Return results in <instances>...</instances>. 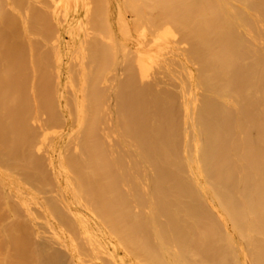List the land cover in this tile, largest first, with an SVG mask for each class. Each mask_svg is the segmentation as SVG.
Wrapping results in <instances>:
<instances>
[{
    "label": "bare ground",
    "instance_id": "bare-ground-1",
    "mask_svg": "<svg viewBox=\"0 0 264 264\" xmlns=\"http://www.w3.org/2000/svg\"><path fill=\"white\" fill-rule=\"evenodd\" d=\"M8 1L0 0V206L7 209L11 217H18L20 212L14 210L13 206L22 207V210L28 212L29 220L35 225L36 217L31 212L30 204H37L51 229V238L44 241H50L51 245L55 244L62 251L65 250L69 264H127L129 257L132 256L136 259V264H264V0H152L154 6L155 4L163 6H161L163 11L158 21L164 22L162 20L167 19L165 23L168 24L169 21L170 25L162 23V28L160 23L161 30L165 29L164 25L167 27L160 32L158 26L159 31L155 33L153 47H143L141 50L139 48L138 56L136 55L138 59L136 62L139 63L137 68L139 74L144 77L148 76L151 68L165 62L167 58H165L164 50L170 48L169 39L172 37L175 38L174 40L186 44L187 54L182 53L178 46L173 47L171 58H178L182 76H172L176 84H173L172 87H169L171 85L167 86L169 92L170 90L172 92L171 88L174 85L173 89H177L178 94L174 90L175 95L174 91L172 95L174 97L178 95L176 100L182 108L183 128L182 134H177L175 127H170L164 110H161L163 103L155 97L151 104L144 103L141 107V110L154 108V113L151 112V116L145 114L142 117L138 130L128 131L132 134L133 140L130 135H126L129 137L128 140L131 139L134 142H126L125 133H123L124 135L117 133L118 141L114 140L111 135L116 133L111 134L112 130L110 131L105 125L103 130L101 129L103 126L102 117L105 116V113L103 112V116L100 117L101 112L98 104L101 102L98 103L95 98L92 99L91 93L88 94V100L91 98L89 101L98 103L97 106L96 103H91V106H95L96 110L93 107L88 109L87 102L79 93H74L71 99L67 97L69 95H66L65 99L67 100L63 105L66 113L60 108L62 122L60 121V114L55 106L56 99L54 101L53 98L56 94L53 96L50 94V91L53 94L52 91L57 93L59 89L56 82L59 77L56 80L57 70H54L56 76L55 72L54 76L51 74L55 80L46 74V67L41 72H45V77L38 78L40 74L39 71L36 72L39 79L36 78V81H39L38 84L34 81L35 76L33 78V76L27 75L31 71L29 66L32 61L26 59L24 65L19 56L20 53L18 54L15 48H13L15 52L8 48L6 52L9 58L6 57V52L3 49H6L11 43L5 44L7 42L5 39L8 38L4 37L3 39L1 35L2 33L6 34V31L5 34L3 32L4 28L10 29V27H5L7 24L10 26L12 22L18 20L32 52L31 45H34L36 40L33 39V41L31 38V23L35 22L33 17L38 16L36 18L38 20L41 15L46 13L41 9L39 3V6L36 4L40 7L37 13V8L33 4L36 0H28V3L25 1L27 5L24 3L25 10H23L24 4L22 5L23 9L19 5V10L21 8L23 11H19L15 7L18 10L17 18L14 16V11L13 15L10 14L11 10L8 8H6L8 11H5L4 8L7 7V4L9 5ZM61 3H64V0ZM32 4L35 16L31 15L33 14V12L31 13ZM158 5L155 8L159 9ZM3 9L5 12H9L7 17L14 16L12 19H8L9 21L6 19L7 24L5 25V16L3 15L7 13L2 15ZM61 12L64 13L65 20L67 16L64 11ZM158 12L160 13L159 10ZM56 18L58 17L56 16ZM121 20L119 19V21ZM62 22L61 20L58 24ZM177 34L180 36V41L176 39ZM31 40L33 43L30 44ZM53 43H51V48H53ZM55 48H53L55 49L53 55L57 56L56 50L58 49ZM8 51L12 53L9 54ZM78 53L80 52L78 51ZM11 54H13L12 58ZM32 54L35 56L34 59L36 56L38 60L40 59V56L38 57V54L41 55L39 49L36 55L34 52ZM75 55L77 54L74 53ZM44 56L43 54L40 61ZM55 56L53 57L55 58ZM14 57L17 59L14 61L15 65H12ZM71 58L75 60L70 57L71 61ZM78 60V63H82L80 57ZM44 61L43 63L46 65ZM37 62L38 66L39 61ZM70 62L69 65L74 64V61ZM26 63H30L29 66ZM87 63L85 64L86 68L90 70ZM19 65L25 66H22L25 68L21 69L23 71L30 70L27 74H23L19 67V76L23 74L24 77L19 78L16 74L18 76L15 75L16 79L12 73L17 70L15 68H18ZM44 65L42 64L41 67L44 68ZM14 66L16 67L14 68ZM79 66L76 68L79 69ZM71 68L73 69V67ZM82 69L80 68L81 72L84 71ZM78 71L75 69L72 72L71 70V73L68 74L73 75ZM151 71L153 70L151 69ZM26 75L30 78L25 77ZM13 78L17 82H14ZM23 78L29 79L30 84L33 83L32 88L29 87L31 91L40 85V80L44 82L49 79V82L55 81L54 84L58 85L55 88V85L48 83V86L52 84L54 90H51V87L50 90L45 88L46 91H42V95L39 94L40 92L33 91V100L38 101V108L42 109L43 107V110H49L52 108L51 101H54L56 119H59V123H63L62 130L50 131L55 126L60 127L57 120L54 123L55 116L47 115L46 110L44 114L49 117L44 119V116H39L37 109L35 114L32 111L33 122L38 126V130H41H39L38 136L35 133V137H39L38 139L41 141V146H37L39 144L31 141L32 136L30 138L29 134H25L27 128V132L30 130L28 122L31 117L28 118L29 113H19L18 102L14 105L17 98L12 96L13 92L17 91L18 96L19 83H27L25 79L23 81ZM31 78L34 82L30 80ZM50 78L53 81H50ZM70 79L73 80L71 77ZM75 80L73 81L76 84L78 81L75 82ZM82 81L80 78L81 83ZM16 83L19 86L14 87L16 91L12 90V92L9 86L12 87L13 84L15 86ZM44 83L47 85L46 82ZM44 83H41V86L47 87ZM84 83L82 87L83 91L87 89L86 94L84 92L87 95L89 89L92 90L94 82H86L89 89L84 87ZM163 83L164 86L167 85V83ZM73 84L72 86H75ZM35 86L36 88H34ZM41 86L37 89L43 88ZM76 87L79 88L77 84ZM76 87H73L76 92L82 90V87L80 90H77ZM29 88L26 94L31 93ZM69 88L72 89L68 86ZM37 89L36 91H38ZM47 89L50 95H48ZM64 89L67 88L64 86ZM117 89L113 94L115 97L118 95ZM9 90L11 94L8 92ZM69 90L67 91L69 92ZM34 92L36 96H39L38 98ZM60 93L57 94L59 100L62 97ZM44 95H47L44 98L45 101L40 98ZM25 96H23L24 99ZM18 97L22 98L21 95ZM29 97H31L30 94L27 102L24 99L21 100L22 102L20 101L24 103L22 106L27 108L28 102L29 104L31 102ZM117 97L119 100L116 99L120 102L119 95ZM47 98L48 101L51 100V104L48 102L49 109L47 107L44 109L43 105L47 103ZM68 99L71 103L68 102ZM105 101L102 104L104 106ZM120 104H116L119 107L117 115H120L118 112L126 111L123 102L121 105L123 111L120 109ZM31 105L37 106V104ZM116 105L113 107L117 108ZM97 107H99L98 110ZM30 109L34 110L33 107ZM43 110L40 112L42 113ZM106 110H108L107 104ZM106 110L101 111L106 112ZM96 111L100 113L101 119L98 122L102 126L99 131L104 132L103 136L101 135L103 139L100 138L101 136L99 137L100 132L98 134L95 127L99 126L97 123L99 117ZM25 115H28L29 121L26 118L28 122L25 120ZM95 115L98 117L97 119ZM111 116L108 113L105 121L110 123ZM50 117H53V122L49 119ZM107 117H110V121ZM117 117L120 116H115V120ZM122 118H118L117 121L120 122L119 119L122 120ZM44 120L54 123V127H49L51 122L50 124L47 121L44 123ZM43 127L45 129L42 130ZM104 129H107V132ZM105 137L107 140L110 137L109 140H114L113 143L117 141L116 146L119 144L126 156L122 157V151H118L120 149H117L111 140L106 142ZM47 139L48 141H46ZM100 139L105 140V144ZM35 140L39 143V140ZM36 153H41L40 156L44 154L45 157L44 155L41 157L48 161L46 162L47 166L49 165L48 168L52 171L50 174H53L55 180L53 181L56 182L54 187L57 197L50 193L51 197L49 196L47 199L46 196L49 195L50 188L45 197H40L37 196V192H32L25 186L28 183L26 179L29 176L26 174H30V167L27 161L19 160L31 159V156ZM126 157L127 159H125ZM10 159L19 162L17 166L13 165L19 167L21 173H26H23L24 177L22 175L21 178L17 177L19 174L8 170L7 167H9L10 161L12 162ZM2 161H6L8 164L3 162L5 163L3 165ZM13 165L11 168L14 167ZM11 170L16 172V168ZM17 171L20 173V170ZM31 179L33 178L31 177ZM41 181L43 180L41 179ZM53 181L51 184H54ZM37 182L35 183L37 184ZM48 186L47 184L46 187ZM38 187L42 188V186ZM52 190L53 188H51ZM13 202L16 205H12ZM33 233V236L43 238V233L40 230L35 229ZM17 234L16 228L0 224V264L64 263L60 256L49 253V243L48 247H34L32 244L34 242H32L34 248L30 249V246H25L20 242ZM81 238L82 242H80ZM37 242L34 243L35 246ZM110 245L113 247L111 248ZM118 245L123 247H121L123 253L120 256L128 258L127 263L125 258V260L120 258L121 260L117 261L120 251H118ZM54 246L51 247L53 250ZM21 247L24 248H22L23 252H20ZM26 248L28 251L25 250ZM104 255L108 257H106L107 262H103Z\"/></svg>",
    "mask_w": 264,
    "mask_h": 264
},
{
    "label": "rangeland",
    "instance_id": "rangeland-1",
    "mask_svg": "<svg viewBox=\"0 0 264 264\" xmlns=\"http://www.w3.org/2000/svg\"><path fill=\"white\" fill-rule=\"evenodd\" d=\"M23 1H21V0H9L8 1L9 5L7 4L6 5L7 7H5L4 9H5V11L11 10L12 12L10 11V14H12V15H13V11H14V16H16L18 18V14L17 13H18V10H19V5L22 8V5L25 3V1L28 3V0H23ZM38 1L36 0L33 3L34 7L36 6V8H37V13L39 11L38 8L40 9V7H41V9H43L46 14L41 15L43 17H41L39 15L40 17L38 18V20H36V18L38 17L37 15H36L37 17H33V19L35 18V20H34L35 22L31 23V28H32L31 38H32V40L33 39H36V40L34 42V45H31V48H32V52H34L35 55L37 54V51L39 49V51L41 52V55L38 54V57L40 56V59L43 56V54L46 56V57L44 56L43 60H41L42 62L40 61V59L39 60L37 59V56L35 58L36 60L34 59L35 56L32 54V52H31V50L29 48L30 45H28V43H27L24 31L21 28L19 21L17 20V22L14 21L12 23L10 21L11 24H10V26H8L7 20L8 19H12L14 16H11V18H9L10 16L7 17L9 12H5L4 9L2 10V15L4 13H7V14L3 15V16L6 17V18L4 17V19H5L4 22H6V23H4V25L7 24V26H5V27H10V29H9L10 31L7 30L8 28H6V29L4 28V30L3 29L2 30H3L4 34H5V31H6V34L3 35V33H2L1 35H2L3 39H4V37L8 38V39H5V41L7 40V42H5V44L8 43V45H9V43H11V45H13V46L10 45L8 47H7V45H5V47H7V48L3 49V50H5V52H6L7 49L9 48V50H11L12 52H15V51H13V48H15L17 50L18 54L20 53L19 56L21 57L22 63H24V65H25L26 59L28 61H32L31 62L32 64L29 63L30 66H29L28 63H26V64H28L29 68L31 69L30 72L28 71L30 69H26V71L21 70V69H25L24 68L25 66L22 65V66H24L22 68V66L19 65L18 68H15L16 66H14V68L17 69V70H14V68L12 67L15 72L12 70V68H10L11 71H13V73L11 72L12 75H14V77L17 79V77L19 76L18 69H19V67H21L20 70H21V72L23 71L22 72L23 74L24 73L27 74L29 72L27 75H30V77L33 76V78L35 76L34 81H36L38 71H39V74H40V75L38 74L39 75L38 78L45 77V72H43V73H41V72L46 67V70H47L46 74H48V76H51V74L54 76L53 73L56 70H57V73H58L57 76H56V72H55L56 80H57V77L59 76L58 80L56 81L59 86L54 84L56 82L53 81V79L55 78L53 76H51V77H53L52 80L50 78V81H53V83L49 82V79H48V81H44V82L47 83V85L43 82V80H42V82L40 80V85H38L37 88H39L41 86V83H44L45 86H47V87L41 86V87L44 88V90H42L43 88L37 89L36 86H35L34 88H36L38 91H36V89L31 91L30 88H32V84L33 83L30 84L29 79H27L28 80L27 81L25 78H23V81L25 79L27 83H21L22 86L19 83L21 80L18 82L20 86L17 83H16L17 85L15 84V86H14V84H13L12 87L9 86V89L11 91L12 90L16 91L15 89L19 86V89L17 88V90L20 91L18 93V96L21 95L22 98L20 99L17 96V91H16V93L12 91L13 94H14L12 96H15V98H17V100L15 101L14 105H16L17 104L16 102H18V106H19L18 108L20 109V110H18V112L20 111L19 113H22V112H24L26 114L29 113L28 114L29 117H28V115H25L26 116L25 120H26L27 117L28 118L31 117L30 118V122H28L29 121L28 118H27L28 121L26 120L29 123L28 124L26 122L30 126L29 127L30 130L28 131L29 132L28 133L27 132L28 128H27L25 134L26 133L29 134L30 136L29 135L28 136L30 138L32 136V139H31V141L33 140L32 142H35V143L39 144V145L36 144L37 146H41V143H40L41 141L38 139L39 137L38 138L35 137L36 134L38 136V133H40L39 132L40 129L38 130V126L36 125L35 122H33V117H32L33 116V112L35 114L36 109H37L38 114H40L39 116H44L45 117V118L43 117L44 119L49 117L47 115L55 116L56 113L54 114V112H55L54 111L55 110L54 101L56 99V101H55V103H56L55 106L57 108L56 110H57L58 114H60V116L59 115L58 116H59V118H61L60 121L62 122V116H61L60 110L63 109L64 112L66 113V109L63 106L65 104V101L67 100V99H65L66 95H69L70 97L69 96H67V97L69 99H71V97L73 96L74 93H79L80 96H83V98L85 99V102H87L86 106H87L88 109H89V107H93L94 110H96L95 106H91V103H93V102L89 101V100H91V98H89V100H88V97H89L88 94L89 93L92 94V95L90 94L92 99L95 98L98 103L101 102L100 104L95 102L96 106L98 104V106L100 107V110H99L101 112L100 117L103 116V112L105 113L104 114L105 116L102 117V119H103V124L102 125L103 126L101 125L102 126L101 127L99 125V122H98L101 119L99 117L100 113L98 111H96V114H98V117H99V120H97V123H98L99 126H95L96 129L98 130V134L100 132L99 131L100 127L103 130V127L105 125V127L109 128L110 131L112 130L110 132L111 134L112 133H116V134H113V135L110 134L111 138L113 136L114 140L117 139V141H118V138H116V136L118 135L117 133H119V134L125 133V135L123 134L124 137H126V135H128V136L130 135V138L133 140L132 134H130L128 131L138 130L139 125H140L139 122L142 119V117L145 114L147 116H151V112L154 113V108L141 110V107H142V105L144 103H147L148 105L151 104L155 97L160 99L161 102L163 103V105L161 106V110L162 109L164 110V113H165L166 118H167V123L170 125V127H175L177 134H182V128H183V112H182V108L180 107L178 101L176 100V97L178 95H176L175 97L172 95V92L175 90V89H173V88H175L174 87L175 85L173 86V88H171L172 92H171V90L169 92V87H172L173 84H176V82H175V80L173 79L172 76H182V72H181L182 68L179 66L178 58H173V59L171 58L172 57V53H173V47L178 46V49L182 53L187 54V51H185V49L187 48L186 44L184 42L181 43V42H178L177 40H174L175 39L174 37H172L173 38V40H172V38L170 37L171 38V39H169L170 40V48H165V50L167 49L166 51H168V50L169 51L171 50V51L170 52L168 51L169 52L168 53V52H166L164 50V52L166 53L165 58H167V60L165 62H161L160 65H158L156 67H153L154 69L151 68L153 70V71H151V69H150L151 74H150V71H149L148 76H144V77L139 74V72H138L139 69L137 68V66L139 65V63L137 64V62H138L137 61L138 60L137 56H138L139 48L141 50V49H143V47L144 48L153 47L154 36H155L156 32L158 33V31H159L158 29H160V23L162 25V23H165L166 20H167V19L162 20L164 22H161V20L158 21L159 16L161 15V13L163 11L162 4H160V5L157 4L160 7L162 6L161 9H160V7H158L159 9H157V7L155 8V6H157V5L155 4V6H154L153 5L154 1H152V0L151 1H148V0H84V2H83V0H77V1L76 0H64V3H61L63 0H38ZM85 1H86V3H85ZM12 2H13V4H12ZM38 3L41 5L40 7H38L39 6ZM25 4L23 5L24 6L23 7L24 9L22 8L23 10H25V8H26L27 4L26 5ZM33 4L31 5V8H32ZM55 4H57V6H55ZM12 5H13V7H12ZM63 6H64V8H63ZM10 7H11V9H10ZM44 7H46V8L44 9ZM88 7H89V10L87 11ZM6 8H8V10H6ZM12 8H14L15 10L12 9ZM21 8H20L19 11L22 10ZM36 8H35V10H36ZM54 9H55V11H53ZM158 10L160 11V13L158 12ZM50 11H51V14H50ZM61 11H64L65 14H66L65 16H67L65 18V20H64V13H62ZM32 12H33V14H31V15L35 16L34 8L31 9V13ZM52 12H54L53 13L54 16L52 15ZM15 13H16V15H15ZM85 13H87L86 14L87 17L85 15ZM56 16L60 19V21L62 20L64 22V23L62 22L63 25H61L62 23L58 24L60 21H59L58 18H56ZM33 19H31V20L33 21ZM119 19H122V20L119 21ZM32 24H33V27L35 28V30L32 27ZM165 24H167V23H165ZM168 24L170 25L169 21H168ZM167 25H164L165 29H166ZM79 26H81V27H79ZM158 26H159V28H158ZM2 27H4V26H2ZM168 27L170 28V26H168ZM162 28H163V25H162ZM165 29H163V30H165ZM78 30H79V32H78ZM163 30L160 29V32L163 31ZM33 33H35V34H33ZM57 33H58V36H57ZM33 37H35V38H33ZM55 37H56V40L58 41L57 43H56ZM83 37H84V39L82 40ZM176 39H178L180 41V36L178 34L176 35ZM8 41H10V42H8ZM33 41L30 42V44L33 43ZM173 41H176L177 43H175ZM81 42H82V44H80ZM51 43H53V46H52L53 48L57 47V49H58V50H56L57 51V56H55L56 54L53 55V53L55 52L56 48L55 49L51 48V45H52ZM54 44H55V46H54ZM81 45H83V46H81ZM36 47H37V49H36ZM75 47H78V49H75ZM70 48H72V49H70ZM121 48H122V50H121ZM183 48H184V50H183ZM51 49H53V50H51ZM27 50L28 51L30 50V51L28 52ZM41 50H43V51H41ZM78 51L80 53H78ZM12 52H10V53H12ZM8 53H9V51H8ZM71 53H72V56H71ZM74 53L77 54V55L74 56ZM5 54L7 55L6 57L9 58V55L7 54V52ZM13 54L10 55L11 58L13 57ZM30 54H31V56H30ZM51 54L53 56H55V58ZM32 55H33V57H32ZM76 56H78L77 59H75ZM16 57H18V56H16ZM70 57H73L75 60H73L71 58L72 59V61H71ZM79 57H80V62H82V63H78L77 62V61H79L78 60ZM16 59L17 58L14 57L12 62L14 63V61ZM44 60H46V61H44ZM53 60H54V63H53ZM37 61H39V65L38 66L36 65L38 63ZM43 61L45 62L46 65H44ZM56 61H57V63H56ZM73 61H74V64L73 65L72 64L69 65V62L73 63ZM75 62H77V63H75ZM86 62L89 63V64L87 63V67L91 68L90 70L88 68H86V65H85ZM13 63H11V64L15 65V63L14 64ZM8 64H9V62H8ZM42 64L44 65V68L41 67ZM78 64H80L82 66H79ZM63 66H65V67L62 68ZM69 66H70V68H69ZM78 66H79V69H77ZM71 67H73L74 70L76 69V70H79V71H80V68L81 69L83 68L82 71L83 70L84 71L83 72H81V71L79 72L78 71L77 72L78 75H76L77 73L73 74V75L72 74H68V73H71V70H72V72L74 71ZM195 67H196V65H195ZM35 68H36V70H35ZM69 70H70V72H69ZM32 71H33V74H32ZM85 73H87V74H86L85 78L83 79V76L85 75ZM23 74L20 75L19 78L20 77L21 78L24 77ZM80 74H81V76H80ZM27 75L25 77H27ZM70 75H72V76H70ZM78 76H79V78H78ZM70 77L73 80H75V77L78 79V80L76 79L75 82L78 81L76 84L79 86V88L76 87V84L74 83L73 80L70 79ZM33 78L30 79L32 82H34L32 80ZM38 78H37V80H39ZM80 78L83 80L82 83L80 82ZM89 78H91L92 80L89 79ZM16 79L13 78V81L17 82ZM43 79L45 80L46 78H43ZM102 79H103V81H102ZM89 81L90 82L91 81L94 82V85L92 83V85L94 86V87L93 86L91 87L92 90L88 88L89 87L88 84L86 86V82L88 83ZM36 82L39 84V81H36ZM163 82L167 83V85L165 84V86H164ZM48 83H52L53 85H55V88H57V86L59 88L57 90V93H56V91H55V93H54V91H52L53 92V94H52L51 91H50V94L52 96L54 94H56V96H57V94L60 93V90H61L60 94L62 95V97L59 100L58 96H57V98H55L56 96L54 95V97H53L54 101H51L50 99L48 101L49 97L46 99L47 103L44 102L45 103V105H43L44 109H45V107H47L49 109L50 105L48 104V102H50V101L53 104L52 105L51 102H50L51 107L54 108L53 110H52V108H50L49 109L50 111L46 109L47 110V112H46L47 115H46V114H44L46 110H43V107H42V109H41V107L38 108L39 104L37 103L38 102L37 100L40 101V99H37L36 100L37 102H35L33 100V91H35L36 93L40 92L39 94L42 95L41 92L42 91H46L45 88L49 89L51 87V90H54L52 88V84H50V86H48L49 85ZM73 83L75 84V86H72ZM83 83H84V87L89 89L87 95H85L86 92H87V89L86 90L84 89L85 91H83V87H82ZM66 84H67V86H66ZM169 85H171V86H169ZM64 86L67 89L63 90ZM68 86L72 87V89H74L76 87L77 90L78 89L80 90V87H82V90H80V92H78V91L76 92L75 89L72 90L71 88H69L70 89L69 90ZM167 86H169V87H167ZM14 87H16V88H14ZM163 87L166 88V89L168 88V90L167 91H166V89L163 90L162 89ZM22 88L25 91H21V90H23ZM28 88H29V91L32 94L31 93L26 94ZM117 88H120V89L118 90ZM48 89H47V93L50 90V89L49 90ZM116 89L118 90V95H119V98L121 100L120 102L118 101L119 100L118 97H117L118 95H116V97L113 95V94H115L114 92H116ZM10 90L8 92H10ZM67 90H69V92ZM119 91H120V94H119ZM175 91L178 94L177 89ZM175 91L173 93L174 95H175ZM23 92H24V95H22ZM35 92H34V95H35ZM84 92H85V94H84ZM45 93H43V94H45ZM66 93H69V94H66ZM81 93L84 94V95H82ZM10 94H11V92H10ZM25 94H26V96H25ZM29 94L31 96V97H29V99H30V101L32 103L30 102V104H29V102H28V104H27L26 102H27ZM50 94L48 93V95H50ZM23 96H25V99H24ZM36 97L38 98L39 96H36ZM45 97H47V95H44V96H42L40 98L44 99ZM106 97H109V98H106ZM105 98H106V101H105ZM23 99L26 100L25 103L27 104V108H29V105H30V108L33 107L34 110H31L29 108L31 110L30 112L33 111L31 114L29 112V109L26 108V106L25 107H24V105L22 106V104H24V103H21L22 102L21 100H23ZM69 99H68V102L70 101ZM44 101H45V99H44ZM104 101H105V106L102 105V104H104ZM33 102H35V103H33ZM122 102H123V106L125 107L126 111L121 106ZM69 103H71V101ZM95 103H93V104H95ZM31 104H37V106H35V105L32 106ZM40 104L42 105V103H40ZM47 104H48V106H46ZM106 104H107V109L109 110V112H108V110H106ZM116 104L117 105L120 104V106H121L120 109H122V111L124 110L123 113L122 112H118L120 115H117V111H118L117 109H119V107ZM113 105H116L117 108L116 107L114 108ZM103 106H104V108H103ZM108 106H109V108H108ZM99 107H97V110H98ZM16 109H17V107H16ZM39 109L43 110V112L41 113L40 112L41 110L39 111ZM51 110L53 111L52 113H51ZM101 110H106V112L105 111H101ZM107 112L112 115L111 116L112 124H110L111 122L110 123L106 122L107 120L105 121L106 116H108ZM121 113H122V115H121ZM115 116H120L121 118L123 116V118H122V120L119 119L120 122H118L117 119L120 118V117H117L116 120H115ZM98 117L95 115L96 119ZM52 118L53 117H50L49 119L52 121ZM107 118H109V121H110V117H107ZM124 118H126V119H124ZM54 119H53L54 123H55L56 120H57V122L59 120V119H56V116L54 117ZM31 120L34 123V125L31 122ZM45 121H47V120H44V123H45ZM51 121H47L48 124H50ZM47 122H46V126H47ZM52 122H51L50 126L48 125L49 127H52V126L54 127L55 124L53 123L54 124L53 125ZM57 122H56V124H57ZM100 123H102V122H100ZM116 123H117V126H116ZM27 124H26V126H28ZM60 124L61 123H59V126L62 127V128L55 126L53 129H50V131L62 130L63 129V123L61 125ZM113 124H114V126H113ZM46 126L44 125V127H46ZM110 126L111 127L113 126V127L111 128ZM44 127L41 128V129L42 130L45 129ZM116 127H119V128L117 129ZM120 129L123 130V131L121 132ZM104 130H106V132H107V129H104ZM116 130H118V131H116ZM31 132H34L33 133L34 135L30 134ZM103 133L100 132L99 137ZM102 136L100 137L101 139H103ZM128 136L125 138L126 142L132 141L131 139L128 140V138H129ZM34 137H35V139L39 140V143L35 139H33ZM109 138L107 140L106 137H105L106 142L107 141L109 142L111 140V139L109 140ZM105 140H101L102 143H104ZM114 140H111L112 144L115 143L114 144L115 147L117 149H120L118 151H120V152L122 151L121 152L122 153V155H121L122 157L126 156V155L123 154L125 152L123 151L122 147L119 144H118L119 147L116 146V144L118 142L115 141L113 143ZM46 141H48V139ZM132 142H134V141H132ZM35 143H34V145H35ZM43 147L45 148V145H43ZM44 148H43V150H44ZM40 154L41 153L33 154L31 156V159L28 158V159H23V160L20 159L19 160V161H24V160L27 161V163H28V165L30 167V174L29 173L26 174L24 172L21 173V169L19 167H16L19 162H17L14 159H10V160H12V162L10 161L9 167H7V168H8V170L12 171V173H16V174L20 175V176L17 175V177L21 178V175L24 177L25 176L24 174L28 175L29 176L28 179L30 178L29 179L30 181L28 179H26V177H25V179L28 181V183H26V185H25V183H22V185L24 184L25 186H27L28 190H30L32 192H35V193L37 192L38 193L37 196L45 197L46 196L45 194H48V191H49L48 189L50 188L49 195L46 196L47 199H49V196L51 197V195H53L54 197L56 196L55 195L56 194V188L54 187V186H56V184H55L56 182H54L55 180H54L53 174H50V173H52V171H51L50 168H48L49 165L47 166V164H48V163H46V162H48L47 159L44 158V160H43V158H42L43 156L42 155H44V154L41 155L42 157L40 156ZM44 157H45V155H44ZM125 159H127V157ZM14 161H16L17 163L16 162L13 163ZM3 162H6V161H2V163ZM4 164L5 163H3V165ZM7 164H8V162H6V165ZM13 164L16 165V166H14ZM12 165L14 166V167H12L13 169L16 168V172L14 170H11L12 169L11 168ZM17 170H20V173ZM16 174H14V175H16ZM51 175H52L53 179H52ZM31 177L33 179H31ZM41 179L43 181H41ZM119 179H121V178L119 177ZM34 181L35 182L38 181L39 183H42V184L39 185V183L37 182V184H38L37 185ZM52 181L54 182V184H51ZM47 184L49 186L51 185L52 187H49V186L46 187ZM36 186L37 187L38 186H42V188L41 187L40 188L38 187V188L43 190V192H40L41 190L38 191L39 189ZM51 188H53L54 191L53 190L51 191ZM50 193H51V195H50ZM14 202H13L12 205H16V204H14ZM30 208H31V212L34 213L35 217H36L35 225H34V223H32L29 220V218L27 216L28 212H25L24 210H22L23 209L22 207L20 208V207H17V206H13V209L14 210L15 209L18 210L17 212L20 211L18 213V217H16V216L11 217L9 215L7 209H5L4 207L0 206V224L3 223L5 225H9V226H12L13 228H16V231L18 233L17 236L19 237L20 242L22 244H25V246H28V247L30 246V249L34 248V247H39V246H43V247L44 246L45 247L49 246L48 247L49 248L48 251H49V253L51 252L50 254L53 253L54 255L60 256L63 259V262H64L63 264H69V258H68V255L66 254L65 250L62 251L55 244L54 245L56 247L54 245H51V243H49L50 241L49 242H45V241H48V239L51 238L50 237L51 236V233H50L51 229H50V226H49V224L47 223V221L45 219V216L42 213L41 208L37 204H34V203L30 204ZM54 222L56 223V221H54ZM35 229H38V230H40L43 233L42 234L43 238L40 239L39 237L33 236L34 235L33 231ZM46 237H48V238H46ZM34 239H35V241H34ZM37 240H38V242H37ZM32 242H34V243L37 242V245L35 246V244L32 243ZM42 242H45V243L43 244ZM80 242H82V238H81ZM31 243L33 244L34 247H32ZM48 243L50 245H48ZM111 245H110V247L112 248L113 246H111ZM53 246H54V250H53V248H51ZM121 247L122 246H120V245L117 246L118 251L120 250L118 252V256H119L118 259H117L118 262L123 258V255L120 256L123 253L122 252L123 251L122 250L123 247L122 248ZM22 248L23 247H21V249ZM21 249H20V252H23L24 248L22 250ZM27 249L28 248H26L25 250H27ZM30 249H29V251H30ZM50 250H52V251H50ZM103 257H104V261L103 262H107L106 260H107L108 257L106 255H104ZM124 258H123V260H125L126 263H127V259L128 258H126V257H124ZM131 258H133V256L129 257L127 264H129V263L133 264L134 262L136 264V259L133 258L132 260H130Z\"/></svg>",
    "mask_w": 264,
    "mask_h": 264
}]
</instances>
